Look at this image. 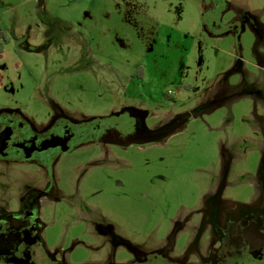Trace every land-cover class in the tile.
<instances>
[{
    "label": "rangeland",
    "instance_id": "rangeland-1",
    "mask_svg": "<svg viewBox=\"0 0 264 264\" xmlns=\"http://www.w3.org/2000/svg\"><path fill=\"white\" fill-rule=\"evenodd\" d=\"M224 1L0 0V111L121 139L84 143L54 164L44 260L126 264L192 220L168 252L208 264L209 233L194 243L207 197L254 202L264 185V0ZM49 176L0 162V211H19Z\"/></svg>",
    "mask_w": 264,
    "mask_h": 264
},
{
    "label": "flooded vegetation",
    "instance_id": "flooded-vegetation-1",
    "mask_svg": "<svg viewBox=\"0 0 264 264\" xmlns=\"http://www.w3.org/2000/svg\"><path fill=\"white\" fill-rule=\"evenodd\" d=\"M223 1L211 0V9H219ZM50 126L38 129L17 111H0V140L5 141L4 147L0 148V162L36 163L50 175L45 188L26 194L28 198L21 202L19 211H0V264H42L44 261L46 264H70L65 258L44 260L41 256V250L47 252L40 234L41 202L53 194L56 183L54 164L62 154L84 143L116 140L120 143L121 140L119 136L114 140V135L100 125L58 120ZM53 137L62 138L59 147L45 150V141ZM68 139L65 152L61 144ZM217 193L215 190L207 197L200 211L205 218L195 225L196 245L205 233H209L208 248L212 251L206 258L207 263L264 264V185L256 190L257 195L250 206H237L234 202L222 206L215 199ZM192 224V220L176 222L163 249L141 253L126 264H186V261L172 257L168 251L173 247L170 241L175 242L178 233Z\"/></svg>",
    "mask_w": 264,
    "mask_h": 264
},
{
    "label": "water",
    "instance_id": "water-1",
    "mask_svg": "<svg viewBox=\"0 0 264 264\" xmlns=\"http://www.w3.org/2000/svg\"><path fill=\"white\" fill-rule=\"evenodd\" d=\"M60 140H62L61 137H53L52 139L45 141L44 149L47 150V149H50V148H58ZM68 142H69V139L64 141L61 144L64 147L65 152H67V147H65V146L67 145Z\"/></svg>",
    "mask_w": 264,
    "mask_h": 264
},
{
    "label": "built area",
    "instance_id": "built-area-1",
    "mask_svg": "<svg viewBox=\"0 0 264 264\" xmlns=\"http://www.w3.org/2000/svg\"><path fill=\"white\" fill-rule=\"evenodd\" d=\"M167 95H168L169 97H174V96H176V94H175V92H174L173 90H169L168 93H167Z\"/></svg>",
    "mask_w": 264,
    "mask_h": 264
},
{
    "label": "crops",
    "instance_id": "crops-1",
    "mask_svg": "<svg viewBox=\"0 0 264 264\" xmlns=\"http://www.w3.org/2000/svg\"><path fill=\"white\" fill-rule=\"evenodd\" d=\"M1 55H0V58H2L3 56H2V53H0ZM2 56V57H1ZM0 74L2 75V72L0 71Z\"/></svg>",
    "mask_w": 264,
    "mask_h": 264
},
{
    "label": "trees",
    "instance_id": "trees-1",
    "mask_svg": "<svg viewBox=\"0 0 264 264\" xmlns=\"http://www.w3.org/2000/svg\"><path fill=\"white\" fill-rule=\"evenodd\" d=\"M167 96V95H166ZM168 97V96H167ZM172 98V97H171Z\"/></svg>",
    "mask_w": 264,
    "mask_h": 264
}]
</instances>
